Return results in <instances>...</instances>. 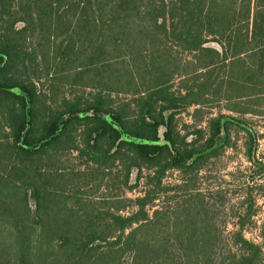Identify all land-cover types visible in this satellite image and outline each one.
I'll list each match as a JSON object with an SVG mask.
<instances>
[{"label":"trees","instance_id":"16d2710c","mask_svg":"<svg viewBox=\"0 0 264 264\" xmlns=\"http://www.w3.org/2000/svg\"><path fill=\"white\" fill-rule=\"evenodd\" d=\"M223 91L264 94V0H0V264H264V220L261 244L242 231L253 204L223 235L219 191L163 182L215 154L229 123L254 152L238 117L209 119L204 142L176 130ZM144 167L142 195H94Z\"/></svg>","mask_w":264,"mask_h":264},{"label":"rangeland","instance_id":"374dc122","mask_svg":"<svg viewBox=\"0 0 264 264\" xmlns=\"http://www.w3.org/2000/svg\"><path fill=\"white\" fill-rule=\"evenodd\" d=\"M182 58L190 59L189 54L183 52ZM182 77L175 76L173 80L174 89L179 87ZM88 90V89H87ZM225 90V89H224ZM213 93V92H212ZM208 95V100L202 105L189 106L175 114V128L180 135H186L187 139L191 140L197 137V130L203 133V138L200 142H204L209 137L208 121L222 113L238 117L246 122L247 128L253 133L255 141V150L252 152L254 140L250 137L248 130L242 129L237 123H229L224 127L223 143L215 154L206 157L200 162V167L194 170L193 173H186L179 169H170L166 172L163 182L166 184H180L184 179H191L195 182L196 190L208 195L212 192L219 191L222 200L215 205V222L217 229L223 235H230L238 227L239 217L243 215L244 209L249 204H253L255 210L251 219L245 223L243 234L246 238L261 244L262 224L264 220V170L257 167L255 161L250 160L248 152L254 155V160H264V94L259 95L257 102L254 98L241 102L233 94L221 92L220 95ZM120 97H127L129 94L121 93ZM240 107H245L247 113L240 114ZM257 110V112H254ZM250 150V151H249ZM75 152L66 156V164L77 165L79 159L75 157ZM117 169H120L118 167ZM149 173L146 167L141 171V177L136 180L138 171L132 170L129 174V184H135L133 189H128L124 184H120L114 189L100 188L94 195L107 196L110 200L124 198L133 199L143 194L147 189L145 175ZM198 189V190H197ZM250 190V193L249 191ZM194 192V191H193ZM170 195H173L172 192ZM181 192L175 193V198L178 199ZM162 196L154 201V205L150 207L149 214L152 210L173 203V198ZM131 207L122 208L119 212L127 214L131 212ZM264 259V248L263 255Z\"/></svg>","mask_w":264,"mask_h":264},{"label":"water","instance_id":"95a60500","mask_svg":"<svg viewBox=\"0 0 264 264\" xmlns=\"http://www.w3.org/2000/svg\"><path fill=\"white\" fill-rule=\"evenodd\" d=\"M221 132L223 133L224 132V126H222L221 128ZM223 138V134H220L217 138H216V143L219 144L221 142H223L222 139Z\"/></svg>","mask_w":264,"mask_h":264}]
</instances>
